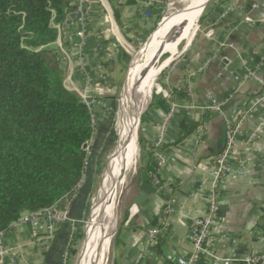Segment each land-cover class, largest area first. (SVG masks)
<instances>
[{"label": "crops", "instance_id": "1", "mask_svg": "<svg viewBox=\"0 0 264 264\" xmlns=\"http://www.w3.org/2000/svg\"><path fill=\"white\" fill-rule=\"evenodd\" d=\"M262 1L217 0L212 4L199 34L167 75L160 100L153 105L152 101L140 115L145 150L151 155L143 158L119 203L120 222L125 212L126 218L114 234L112 264H178L191 255L186 236L191 223L206 212L213 159L224 148L228 124L239 125V129L227 161L230 172L216 187L218 223L211 231L210 245L218 255L237 260L259 254L264 247V102L251 109L264 92V21H258ZM86 2L90 7L87 18L70 15L63 36L73 62L71 72H87L97 84L104 72L102 62L116 54L108 33H113L115 41L114 26L125 37L145 34L159 16L162 3ZM119 5L120 25L113 14ZM246 18L254 22L247 23ZM171 52L172 60L180 54ZM208 96L225 102L221 113L209 110ZM168 200L172 210L166 212ZM80 205L73 203L69 223L54 232L47 252L36 245V238L45 236L44 232L29 223L12 227L4 242L13 248L16 264H58L67 227L77 218ZM195 264L210 263L200 255Z\"/></svg>", "mask_w": 264, "mask_h": 264}, {"label": "trees", "instance_id": "2", "mask_svg": "<svg viewBox=\"0 0 264 264\" xmlns=\"http://www.w3.org/2000/svg\"><path fill=\"white\" fill-rule=\"evenodd\" d=\"M121 9L113 10L118 25ZM78 10L79 0H0L1 232L24 213L69 212L87 195L97 124L82 98L66 87L60 58L67 48L60 29ZM210 12L206 6L201 23ZM129 60L117 49L116 60L102 67L109 74L115 61ZM139 144L143 158L150 157L141 133ZM125 218L126 212L121 227Z\"/></svg>", "mask_w": 264, "mask_h": 264}, {"label": "rangeland", "instance_id": "3", "mask_svg": "<svg viewBox=\"0 0 264 264\" xmlns=\"http://www.w3.org/2000/svg\"><path fill=\"white\" fill-rule=\"evenodd\" d=\"M192 1L187 4V7H185L183 3L176 5L175 9L168 10L169 6H173L177 4L176 2H178V0H161L162 4L160 6L161 8H160L159 16L154 21L151 30H148L147 32H145V34H141L138 37L131 35H128L129 37H125L124 34L121 32V30L119 32V30H117L114 26L115 31L113 32L117 34L119 38L117 37V41H115L116 39L115 37L113 38L112 35L113 33L112 32L108 33L110 36L108 43L111 44L113 49H116L115 57L110 60H116L117 49H122L125 53H127L130 56V60L128 61V63H124L122 61L117 63L115 61V64L112 66L113 67L112 73L109 74L107 73L106 69L102 67L104 69L103 70L104 72L101 73V78H100L101 83L96 82L97 84H95L94 81L90 79L89 74L87 72H81L79 70H78L79 73L71 72L73 70L72 69L73 62L71 60V56H68L66 49H61V55H60L61 63H62V67L66 70V80H65L66 87L69 90L74 91L75 93L78 94H81L85 90L88 92L90 100H95L96 102V105L93 108V115H94V120L97 124L96 139L94 142L95 147H97V151L95 153L94 163L92 164L91 167V172H92L91 180H90L91 182L87 190V195L83 197V199L81 200V205L79 208V213L77 214V218H75V220H73L74 222L71 223L69 226L67 225L68 236L66 242L64 243L58 254V264H75L77 258L76 255L80 253L81 246L84 241V237L86 236L89 229L92 228L93 205L94 203H97L99 201L98 190L101 184L100 183L101 178L105 171L106 165L110 161L111 154L113 153L116 147V143H117L116 122L118 121V114L122 108L123 88L127 80V77L131 71L132 65H130V63L132 62L133 64L134 55L138 54L144 48V46L147 45V43L149 42V40L151 39L154 33H156L157 36V33L159 31L158 30L159 25L160 23L162 24L164 22L165 17L170 15L172 18L177 17L174 20L175 23L174 26L182 21L186 22L184 27L178 29L180 37L177 40L167 43L169 36L173 32L171 31V33L168 35L166 40L162 43L161 47L165 45L161 53L162 55L153 64L154 73L152 77L154 82L152 86L148 88L146 96L143 99L144 108H145L144 111H145L148 107H150L151 102L155 98L163 95V92L165 90L164 84L166 82L167 75H169L172 72L175 62L180 58L183 52L190 46L192 41L199 34V30L201 27L200 18L201 16L204 15L203 13L204 11L202 13H200V11L202 6L207 0L205 2H203V0H192ZM216 1L217 0L209 1L207 6L208 7L211 6ZM198 2H200L201 4H199L195 12L193 11L191 13L192 8L190 9L189 7L191 6L195 7ZM182 6L184 8H182ZM79 7H80V13L73 14L71 18L78 17V18L86 19L87 13L90 9L86 0H79ZM181 8L183 9L184 12H181V14H177L179 16L177 15L175 16L174 13L176 12V10H180ZM200 14L201 16L198 19V16ZM102 16H104V14ZM106 26L108 25L106 24ZM65 27H67V25H65ZM60 33L64 38L63 27L62 29H60ZM192 33H193L192 38L190 40H187V38ZM60 44L61 43L59 41L58 46H61ZM172 49L176 50V54L177 53L180 54L174 60L168 63L175 56L171 54ZM156 54L158 53L154 54V57H152L153 60L155 57H157ZM103 75L104 77L102 78ZM141 117L142 116H139L138 118V124L136 130L138 164L135 171L139 166L141 167L143 165V160H144L141 154L142 151L139 144V134L141 133ZM134 173H132L131 170L126 172L125 186H124V190L122 191L118 199L119 203L121 202L123 198V194L126 192L127 187L131 184L134 178ZM110 208L112 209L113 213L115 212V219L117 221L118 218V224H119L120 222V215L118 214L119 207L117 208L115 202H111ZM90 212H91V216H90ZM115 232H116V225L113 234H115ZM82 234H83V238L81 236ZM114 238L115 235H113L111 238L109 252L106 256L105 264H112ZM74 258L75 260L73 261ZM103 263H104V259L99 252L92 264H103Z\"/></svg>", "mask_w": 264, "mask_h": 264}, {"label": "bare ground", "instance_id": "4", "mask_svg": "<svg viewBox=\"0 0 264 264\" xmlns=\"http://www.w3.org/2000/svg\"><path fill=\"white\" fill-rule=\"evenodd\" d=\"M191 1L178 0L177 4L169 6L168 10L175 9L176 5L183 3L187 7V4ZM205 1L203 0V2ZM182 8L184 7L182 6ZM182 8L176 10L174 15L184 12ZM189 8L193 9L194 7L191 6ZM171 18V15L165 17L164 22L159 25L157 36L154 33L147 45L133 57L132 68L123 88L122 108L116 122V147L101 178L98 190L99 201L93 205L92 228L89 229L84 237L75 264H92L99 252L104 259L103 264L106 262V256L109 252L111 238L116 225L115 212L113 213L110 208V203L115 202L117 204V200L124 190L126 172L131 170L134 173L138 164V148L136 144L138 115L144 109L143 99L147 90L154 82L152 77L154 73L152 57H154V54L157 53L162 43L171 33L175 24L174 20L177 17Z\"/></svg>", "mask_w": 264, "mask_h": 264}, {"label": "built area", "instance_id": "5", "mask_svg": "<svg viewBox=\"0 0 264 264\" xmlns=\"http://www.w3.org/2000/svg\"><path fill=\"white\" fill-rule=\"evenodd\" d=\"M121 2L122 0H118ZM259 15L258 21H264V1L260 3L258 6ZM145 16H149L150 13L148 10L144 11ZM245 21L247 23H253L254 20L251 18H246ZM85 105L91 110L93 113V108L96 105L95 100H90L89 94L87 91H83L81 94H78ZM208 100L210 101L209 110L221 113L222 109L225 107V102L217 103L212 96H208ZM264 102V92L255 98L251 109L260 106ZM170 119V114L166 116L163 121V124L160 129V137L157 141L159 143L162 139V133L165 129L166 123ZM239 125L228 124L225 130V144L222 152L218 154L213 159L214 169L211 173V179L213 182L210 193L208 194V203L205 214L195 219L191 225L190 229L187 233V241L191 246V255L185 259H181L178 261V264H195L196 258L202 255L207 258L210 264H235L238 261H241L243 264H264V247L260 251L259 254L249 255L243 258L242 260H237L233 257L220 256L218 255L210 245L211 231L217 225V194L216 187H218V181L225 177L226 174L230 172V168L228 167V158L232 151L234 150V145L237 139ZM158 145V144H157ZM242 175H245V172H239ZM156 180V179H155ZM156 183L158 181L156 180ZM172 208L170 206V201L166 203V212L171 211ZM69 222L68 211H59L55 208H48L42 211L28 213L25 216H21L16 222L11 225V228L17 225L29 223L35 228L37 231L44 232L45 236L36 238L37 247L43 251L47 252L49 249V244L54 232L62 225ZM42 224H45V229L42 228ZM4 232L0 231V264H16L14 258V250L12 247L7 245L4 242L5 239ZM155 234H151V237H154Z\"/></svg>", "mask_w": 264, "mask_h": 264}, {"label": "water", "instance_id": "6", "mask_svg": "<svg viewBox=\"0 0 264 264\" xmlns=\"http://www.w3.org/2000/svg\"><path fill=\"white\" fill-rule=\"evenodd\" d=\"M209 1H211V0H209ZM209 1H207V2H205V4L202 6V11H201V13L204 11V9L206 8V6H207V4L209 3ZM199 4H201L200 2H198L197 4H196V6L192 9V11L191 12H193V11H195L197 8H198V6H199ZM200 16H201V14L198 16V19L200 18ZM198 19H197V21H198ZM185 24H186V22H184V21H182V22H180L179 24H176L175 26H174V28L172 29V34L169 36V38H168V40H167V43H169V42H172V41H174V40H177L180 36V34H179V31H178V29L179 28H181V27H184L185 26ZM165 46V45H164ZM164 46L163 47H160L159 49H158V51H157V53L158 54H156L157 55V57H155L154 58V62H153V64L161 57V53H162V51H163V49H164ZM132 63V62H131ZM131 63H130V65H131ZM129 65V66H130ZM129 68V67H128ZM127 71H128V69H127ZM126 74H127V72H126ZM145 77V76H144ZM148 105V104H147ZM147 107V106H146ZM145 109V108H144ZM144 109H142V111L139 113V115H138V118H139V116L143 113V111H144ZM108 160H109V157H108ZM107 166V165H106ZM106 169V168H105ZM117 207H119V200H118V202H117ZM90 216H91V212H90ZM90 218V217H89ZM118 227H119V224H118V218H117V221H116V231H117V229H118ZM116 233V232H115ZM114 235V234H113Z\"/></svg>", "mask_w": 264, "mask_h": 264}]
</instances>
